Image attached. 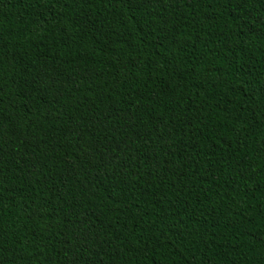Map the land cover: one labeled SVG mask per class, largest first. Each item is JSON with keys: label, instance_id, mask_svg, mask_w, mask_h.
Listing matches in <instances>:
<instances>
[{"label": "trees", "instance_id": "trees-1", "mask_svg": "<svg viewBox=\"0 0 264 264\" xmlns=\"http://www.w3.org/2000/svg\"><path fill=\"white\" fill-rule=\"evenodd\" d=\"M0 264H264V0H0Z\"/></svg>", "mask_w": 264, "mask_h": 264}]
</instances>
